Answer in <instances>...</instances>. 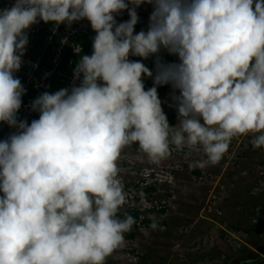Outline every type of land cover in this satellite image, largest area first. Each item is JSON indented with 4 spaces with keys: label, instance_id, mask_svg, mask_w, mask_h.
<instances>
[{
    "label": "clouds",
    "instance_id": "clouds-1",
    "mask_svg": "<svg viewBox=\"0 0 264 264\" xmlns=\"http://www.w3.org/2000/svg\"><path fill=\"white\" fill-rule=\"evenodd\" d=\"M143 4L153 7L149 27L134 34ZM125 10L129 21L117 24ZM38 19H86L96 36L74 73L80 86L43 93L28 124L17 120L25 89L13 73ZM162 48L180 61L158 63L154 78L180 93L175 127L157 87L145 91L152 72L128 59ZM0 122L17 129L0 141V264H105L135 224L117 218L125 148L138 143L153 164L172 146L202 150L198 168L219 163L239 136L264 148V0H15L0 11Z\"/></svg>",
    "mask_w": 264,
    "mask_h": 264
},
{
    "label": "rangeland",
    "instance_id": "rangeland-1",
    "mask_svg": "<svg viewBox=\"0 0 264 264\" xmlns=\"http://www.w3.org/2000/svg\"><path fill=\"white\" fill-rule=\"evenodd\" d=\"M14 3L15 0H0V11ZM152 11L149 4L136 9L137 14L145 16V24L142 29L135 27L134 34L147 32ZM129 19L127 10L115 16L117 24ZM60 27L63 38L56 52L58 64L64 45L75 42L78 35L92 42L87 56L93 54L95 32L88 20L56 24L38 19L26 30L28 44L22 57L26 66L32 67L33 79L45 78L50 73L47 71L51 67L46 63L49 58L44 60L43 56L50 52L53 55L51 41ZM75 48L77 52L79 47ZM167 54L170 53L162 48L147 59L129 56V61L143 63L153 74L142 77L145 91L154 83L157 57ZM170 55L173 62L179 59ZM55 57H51V62ZM65 79L70 80L65 89L78 87L74 85L75 76L69 79L66 75ZM173 95L180 93L171 86L159 98L170 127L179 124ZM4 140L2 133L0 141ZM253 140V134L234 138L219 163L206 168L190 166L193 161L205 158L202 150L190 153L186 148L176 150L172 146L167 158L153 164L139 151L138 143L125 148L118 166L126 203L118 213L129 216L126 212L134 206L140 217H149L159 225L147 228L135 220L131 230L134 238L125 237L124 246L107 257L105 264H264V230L261 234L244 231L258 225L264 227V148H254Z\"/></svg>",
    "mask_w": 264,
    "mask_h": 264
},
{
    "label": "trees",
    "instance_id": "trees-1",
    "mask_svg": "<svg viewBox=\"0 0 264 264\" xmlns=\"http://www.w3.org/2000/svg\"><path fill=\"white\" fill-rule=\"evenodd\" d=\"M138 16V23L136 24V28L138 29H142L144 24H145V16L142 13L137 14ZM62 31V29H61ZM84 35H78L77 37H75V42L71 43V45H68L66 47L65 50L62 51V56L61 58H59L60 63L57 64V66L53 65V75L51 77L48 78V80L46 81V83L43 84V89L41 91V93L38 95L41 96L43 93L48 92V93H55L61 89H65L68 86V82H70V80L68 81V79H65L66 75L68 76L69 79H71L72 77H74V73L76 70V67L78 65V63L80 62L82 56L87 55V52L90 50L91 48V43H88L85 39V37H81ZM96 36V33L94 34V37ZM63 36H61V34H59L53 41V57L56 56V52H57V48L61 43ZM75 46L79 47V53L75 52L76 48ZM64 49V47H63ZM47 58H50V53L47 55ZM35 57H37V55H35L33 57V59H35ZM46 60V59H45ZM174 57H172V55L167 54V55H159L156 59V61L158 63H162V64H177L179 63V59L175 60V62H173ZM47 65L49 67L51 66L49 65V60L46 62ZM32 71V67L31 66H26L25 67V74L22 75L20 77V81H21V85L24 86L26 79L29 77L30 73ZM156 70H154V73L156 74ZM64 72V73H63ZM36 82H41V78L39 79H31L30 80V84L28 87V92L22 97V102H25L28 98H31L33 100V102L38 98H36V90L33 88L34 83ZM157 87V94H158V98H160L162 96V94L164 92H166L172 85L171 84H165V85H160V86H156L154 83L152 85V87ZM22 108V105H21ZM20 108V111H21ZM39 119V112L38 111H32L31 113L25 114L23 115L22 113L18 112L17 113V120L19 121H26L28 124H30L33 120H37ZM8 139V138H7ZM6 139V140H7ZM3 196V195H2ZM1 196V197H2ZM117 216H120L122 219H124L127 215H123L120 213H117ZM129 216H132L133 218L139 219V211L136 210L132 213L129 214ZM155 223L156 225H159V222L154 221L153 219L149 218V217H143L141 223H139V225H142L144 227L147 228H151V225ZM252 225H250L251 227ZM264 230L263 225H258L256 228H246L244 229V231L246 233H250V234H261ZM134 232L130 231L128 233H125V237L128 239H133L134 238Z\"/></svg>",
    "mask_w": 264,
    "mask_h": 264
},
{
    "label": "built area",
    "instance_id": "built-area-1",
    "mask_svg": "<svg viewBox=\"0 0 264 264\" xmlns=\"http://www.w3.org/2000/svg\"><path fill=\"white\" fill-rule=\"evenodd\" d=\"M58 55H56V57H55V59L53 60V58H52V63H54L55 64V66H57V61H56V59H58ZM51 62V61H50ZM40 63V62H39ZM26 65H27V62L26 61H23L22 60V64H21V68H20V70L19 71H17V72H15V73H13V75H14V77L15 78H20L22 75H24L25 73V67H26ZM36 69H38V63L35 65V70ZM47 72H50V73H48L47 74V76L44 78V76L41 78V82H36V83H34V85H33V88L36 90V98L38 97V95L41 93V87H42V84H43V80H45V79H47V78H49L52 74H53V65H52V67H51V69L50 70H48ZM46 72V73H47ZM17 74H19L18 76H17ZM44 78V79H43ZM32 79V77L29 75V77L26 79V82H25V85L24 86H22L24 89H25V93H24V95L28 92V87H29V84H30V80ZM23 95V96H24ZM22 96V97H23ZM32 105H33V100L31 99V98H28L25 102H22V108H21V111L19 110L18 112H20V113H22L23 115H25V114H28V113H31L32 111H33V108H32ZM17 131V129L16 128H12V127H10L9 125H7L6 123H2V122H0V134H4L5 135V139H7V138H9L12 134H14L15 132ZM3 195V193L2 192H0V197ZM135 207L134 206H132L131 208H129L128 209V211L129 212H126V213H132V212H134V211H136V210H138V208L137 209H134ZM139 211V210H138ZM145 217V216H144ZM142 218H143V215H141V217L139 216V219H134V220H136V222L139 224V223H141V221H142Z\"/></svg>",
    "mask_w": 264,
    "mask_h": 264
},
{
    "label": "flooded vegetation",
    "instance_id": "flooded-vegetation-1",
    "mask_svg": "<svg viewBox=\"0 0 264 264\" xmlns=\"http://www.w3.org/2000/svg\"><path fill=\"white\" fill-rule=\"evenodd\" d=\"M61 28H62V27L59 28L60 30L57 31L56 35H54L53 38L51 37V38H52V41H51V42H53L54 39L60 34ZM68 45H71V43H70V44H68V43L65 44L63 50H65L66 47H67ZM58 47H59V46H58ZM51 51H53V47H52V50H51ZM59 51H60V50H59ZM77 52L79 53L78 50H77ZM88 52H89V51H88ZM88 52H87V55H88ZM48 54H49V53H46V55L43 56V59H44V60L47 58V55H48ZM60 55L62 56L61 51H60ZM34 56H35V55H34ZM34 56H33V57H34ZM52 56H53V55H52V52H50V58H49V65H50V66H51V64H52V62H50ZM61 56H60V58H61ZM34 60H36V59H34ZM40 64H41V63H39V65H40ZM57 64H58V63H57ZM51 67H52V66H51ZM30 76H31V74H30ZM51 76H52V75H51ZM51 76H50V77H51ZM31 77H32V76H31ZM72 78H73V77H72ZM72 78H71V79H72ZM82 79H83V77H82V75H81L80 78L77 79V83L74 84V85L79 86V85L81 84V82H82ZM47 80H48V78H47ZM45 81H46V79H45ZM45 81L43 82V84L45 83ZM43 84H42V87H41L42 89H43ZM42 89H41V90H42Z\"/></svg>",
    "mask_w": 264,
    "mask_h": 264
}]
</instances>
